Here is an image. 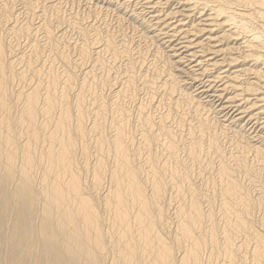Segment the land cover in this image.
Listing matches in <instances>:
<instances>
[{"label": "bare ground", "instance_id": "bare-ground-1", "mask_svg": "<svg viewBox=\"0 0 264 264\" xmlns=\"http://www.w3.org/2000/svg\"><path fill=\"white\" fill-rule=\"evenodd\" d=\"M0 1V264H264V0Z\"/></svg>", "mask_w": 264, "mask_h": 264}, {"label": "rangeland", "instance_id": "rangeland-1", "mask_svg": "<svg viewBox=\"0 0 264 264\" xmlns=\"http://www.w3.org/2000/svg\"><path fill=\"white\" fill-rule=\"evenodd\" d=\"M20 1H21V0H18V1L16 0L15 2H17V3H15V2L13 1L15 4L13 5V4L11 3V4H12L11 6H15L16 10H17V9L19 10V11L17 10V12L19 13V18L22 17L21 19H19V21L22 22V21L25 20L26 17H25V13H23V11H24V9H23V8H24V5H23V8H22V4H23V3H21L22 1H21V2H20ZM75 1H76V2H75ZM64 2H65V3H64ZM77 2H78L77 0H74V1H73L74 4H73V3H71V0H70V3H71V4H70L69 2L62 0V3H64L63 5L65 6V8H67V9H64V8H63V10H64V11L68 10V12H66V14H70V12H71L70 9H72V8H74V7H75V8H74V9H75V12H76V11H77V12L79 11L80 13H79V12H78V13L81 14V16L84 14V13H82L84 7L82 6V4H80V6L77 7V6L79 5V2H78V3H77ZM0 4H1V1H0ZM68 4L70 5V7H71V6H72V7L70 8ZM0 6H1V5H0ZM64 6H63V7H64ZM81 6H82L83 9H82V8H81V9H78V8H80ZM68 7H69V8H68ZM22 10H23V11H22ZM22 13H23V14H22ZM21 15H22V16H21ZM84 15H85V14H84ZM24 17H25V18H24ZM4 31H5V30H4ZM4 31H3V32L1 31L2 33L5 34L4 37H2V36H3L2 33H0V36H1V34H2L1 38H4V39L2 40V42L5 41V42H4L5 44L8 43L9 47H11L12 45H13V46H15V45L18 46L17 43H18V42L20 43L21 41H23V38H21V39L19 38L21 41H18L19 39L16 38L11 32H9V31H7V30H6V32H4ZM7 34H9V35H7ZM10 34H11V36H10ZM67 34H68V35H67V38H68V39H70V37H71V38H74V37H75V35L72 36L73 34H72L71 36H69V35L71 34L69 31L67 32ZM6 36H7V37H6ZM9 37H10V38H9ZM12 37H14V38H12ZM1 38H0V41H1ZM11 38H12V39H11ZM16 39H17V40H16ZM7 40H8V41H7ZM11 40H12V41H11ZM66 40H67V39H66ZM10 41H11V42L17 41V43L14 42V43L11 44ZM24 41H26V40L24 39ZM24 41H23V42H24ZM23 42L20 43V44H21V45H20L21 47L18 46L17 48H21V51H19V52H23V51H24V53H27V52H25L26 49H25V47L23 46V44L25 45V42H24V43H23ZM14 44H15V45H14ZM22 47H23L25 50L22 49ZM22 50H23V51H22ZM107 95H109V94L107 93Z\"/></svg>", "mask_w": 264, "mask_h": 264}]
</instances>
